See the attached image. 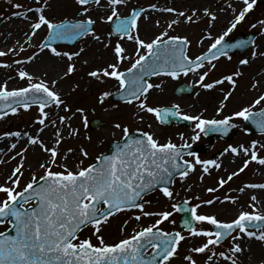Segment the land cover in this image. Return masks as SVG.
<instances>
[{"label":"snow or ice","instance_id":"snow-or-ice-1","mask_svg":"<svg viewBox=\"0 0 264 264\" xmlns=\"http://www.w3.org/2000/svg\"><path fill=\"white\" fill-rule=\"evenodd\" d=\"M128 2L129 0H72L75 15L79 18L64 17L59 20L46 14L52 8L50 0H36L38 6L35 7L21 3L13 5L18 11H13L11 15L28 20V31L23 37L24 42L18 39L12 46L0 49V68L14 70L15 76L27 83L9 88L8 83L12 77L0 82V119L10 113L17 114L36 106L38 115L35 121L41 126H50L53 133L51 146L39 134H30L28 131L0 133V139L16 138L8 146L9 153L14 152V155L8 156V160L18 159L5 181L0 183V225L7 224L15 233L8 234V228L0 231V264H172L177 257L181 258L182 264H241L239 254L245 251V238L249 242L248 250L253 240L264 244V211L258 208V205L264 206V196L260 195L264 193V182H244L237 187V192L244 194L248 191L250 195L247 200L248 208L241 206L234 218L222 220L214 213L200 211L202 207L208 208L214 203L239 202L237 195L225 194L221 201L215 193L242 174L251 162L264 166V155H261L264 152V142L259 139H251L247 143H229L219 152V158L230 154L234 158L242 156L243 160L235 171L227 172L226 177L219 176L215 186L204 189L211 198L189 196L182 204L171 205L173 211L185 213L181 230H165L162 224L172 217L173 211H147L146 206L150 201L144 197L158 190L164 197L172 200L174 192L171 186L177 178L183 182L200 168L199 178L203 181L204 175L210 174V169L223 167L222 159H205L190 151L192 144L185 139L183 132L178 133L182 143L174 142L171 137L161 142L155 133L139 128L136 131L140 135L132 136L129 126L117 121L113 127L121 130V143L116 144L110 155L101 153L95 157L94 162L86 166L81 159L70 168L67 161L76 149L67 147L63 152V159H60V146L66 138L65 130L69 138L76 137L79 130L72 127L71 116L54 114L48 109L54 107L62 108L65 113L71 111V105L56 90V86L60 79L76 72L74 59H79L85 48L62 51L55 42L84 37L103 43V47L110 49L112 54V59L105 61L103 66L97 65L87 71V77L100 83L114 79L121 99L128 104L136 103L138 119L143 120L140 113L146 112L161 124L168 123L171 118L190 121L193 124L190 137L192 141H198L202 134L227 135L238 126L233 122L234 118L251 121L264 134V107L255 110L256 106L264 104V92H260L238 110L223 115L226 102L237 86L236 78L241 75L240 69L208 81L221 58L229 61L232 59V49L251 46L250 57H264V51L260 50L254 38L234 42L226 39L250 14L257 0H223L224 7L194 5L186 10H179L175 6L158 8L156 3H150L147 8L132 7L128 14L121 15L119 9L127 6ZM148 9L168 13L175 18L163 26L164 30L146 40L139 35V19ZM92 11L97 12L96 18L90 14ZM220 13L227 14V19L223 30L214 35L212 29L220 19ZM143 18L150 17L144 15ZM97 19L101 22H113L107 37L114 33L118 35L119 39L114 45L111 42L104 43L107 38L97 30ZM200 22L205 24V28L195 43L203 45L205 41L211 42L199 54L190 55L193 39L187 35H171L169 31L181 23L191 25ZM155 24L162 27L160 20H156ZM257 26L260 34L264 35V19L251 25L252 28ZM41 30H45L46 34L30 55L11 62L5 59L23 53L25 45ZM124 39L134 42L132 53L122 45L121 41ZM45 51L50 57L67 59L62 76L50 79L47 78V71L42 76H37L27 70L25 66L38 60ZM126 61L130 65L123 67ZM249 63V56L239 59L240 66ZM82 64L88 65L89 60H83ZM162 74L171 78L192 74L193 83L205 91L228 83L232 90L220 88L222 99L215 108V112L222 118L206 117L202 113L189 114L183 112L179 104L171 107L150 105V90L161 85L151 83L148 78ZM258 84V81L254 82L252 88L256 89ZM78 87L75 84L73 90ZM112 94L107 90L101 91L98 100L103 103ZM76 112L82 114L87 125V118L83 116L85 109L77 108ZM66 121L69 123L66 124ZM43 130L41 127L37 132ZM244 131L248 132L249 129L244 128ZM21 137L27 140L23 147H19ZM18 147L19 151H16ZM30 147L39 148L44 154L43 162L38 163L43 174L37 175L33 171L31 178L20 187ZM79 153L82 157L89 156L83 145L79 146ZM57 167L60 170H56ZM231 192L232 189L229 188V193ZM193 199L198 202L191 203ZM124 212H132V215L123 221L121 233L127 230L133 219L140 221L142 217L158 218L147 226L133 228L130 234L122 238L107 240L103 235L105 225L110 218ZM204 224L208 227H204ZM88 229L90 235L82 237V233ZM196 238L201 239L186 249L187 254L181 256L179 249L182 242ZM197 254L204 257L202 262L196 259ZM259 264H264V259Z\"/></svg>","mask_w":264,"mask_h":264},{"label":"rangeland","instance_id":"rangeland-1","mask_svg":"<svg viewBox=\"0 0 264 264\" xmlns=\"http://www.w3.org/2000/svg\"><path fill=\"white\" fill-rule=\"evenodd\" d=\"M16 3H21L29 7L38 6L36 0H11V3L9 2V0H0V16L4 17L11 11H18V9H15L13 7V5ZM150 3H156L160 8L175 6L179 10H186L190 6H194V5H198V6L212 5L213 8H216L217 5H219L220 7L224 6L223 0H129L128 5L122 6L119 11L121 15H125L128 14V12L132 7L147 8V5ZM154 12L155 11L148 9V11L145 14H143L142 17L139 19V35L143 39L148 40L152 38L155 34H158L160 31L164 30L163 26H166V23L169 20L175 18L174 15H170L168 13H164L161 11H158L159 13H157V16L151 15V13ZM47 15H49L51 18L56 20L62 19L64 17H68L70 19L76 18L74 14L67 11L66 0H55V5L53 6V9L50 12H48ZM144 15L150 18L145 19L143 18ZM93 18H96V16H93ZM261 19H264V0H257V3L254 6V8L251 10L250 14L246 17V19L243 22H241L237 26V28L229 35L228 38L229 39L235 38L240 34H247L249 31H255L257 33L255 40L257 44L260 46V50L264 51V35L260 34L259 26H257V28L251 27L252 24H255L258 20ZM156 20L161 21L162 27L156 26L155 24ZM100 22L101 21L97 19V23H96L97 30L101 29L103 31L105 37L107 38L106 43L111 42V44L114 45L115 41L119 39V37H114V36L107 37V33L109 32L110 22H101V23ZM225 22L226 20L220 25H217V23H215V27L212 29L214 35L219 34L223 30L225 26ZM204 28H205V24L203 22L191 24V25L181 23L178 26H175L174 29L170 30L169 34L189 36L194 41L189 54L190 55L199 54V52L205 50L207 44L211 42V41H205L203 45H199L195 43V40L198 38L199 34L203 31ZM45 34L46 31L42 35V38L44 37ZM38 42L35 45L36 47L33 48L32 50L30 51L25 50L23 53H19L17 56L14 57L10 56L5 59H8L9 62H11V60L21 58L22 56L30 55L33 50L37 49ZM91 42L92 39L90 37H84L79 39L72 46H66V45H56V46L62 51H77L82 46L85 47L87 44ZM15 43L16 42H14V44ZM121 43L126 49H128L129 53L133 52V49L135 47L134 42L124 39L121 41ZM251 50L252 49L250 47L244 53L231 55L232 59L230 61L225 58H221L217 63V67L215 71L212 72L210 77L208 78V81L210 82L211 79L219 78L222 75H227L235 71L236 69H240L241 71V75L236 78L237 86L234 89L230 100L226 102V107L223 109V115H229L232 111L238 110L240 106L249 103L260 92H264V57H256V58L250 57L249 54ZM104 51L111 52L110 49H105V48ZM48 56L49 58L52 59L54 63H57L60 60L54 57H50V54ZM245 56H249L250 63L246 66H240L239 59ZM65 59L62 60L64 62L63 70H66V66L68 63V61H65ZM85 59L90 60V56L84 55V56H80L79 59L74 60L77 70L74 74L67 77L66 78L67 80L74 78L75 75L77 76L80 75L82 78L85 76L87 77L86 73L87 71L91 70L92 66L89 64L88 65L82 64V61ZM111 59L112 56L109 59H107V61H110ZM129 65L130 62L126 61L123 67H128ZM13 73L14 70L12 69L0 68V77L3 78V81L8 80L10 76L14 75ZM34 73L37 76L43 75V72H40L38 70H36V72L34 70ZM193 79L194 77L192 76V74H189L188 76H184L181 74L177 78H171L166 75L151 78L150 79L151 83L160 84L161 87L150 90V94L148 95V103L152 106H169L173 104H179L181 110L189 114L202 113L206 117L215 116L216 118H222L220 114H217L215 112V108L219 106V100L222 99L220 88H224L225 90H232L231 86L228 83H225L223 85L218 86L214 90L205 91L200 89L199 86L195 85L193 83ZM86 80L88 82L85 85L81 86V88H79L76 92H72L71 95L66 97L62 96L64 99L67 98L65 99L66 102L71 105L70 112L65 113L62 108L61 109H55L54 107L50 108L51 112H56L60 115L71 116L72 119L70 123L72 127L79 130L78 135L76 137H71V138L67 136V131H66L65 133L66 138L60 146V153H61L60 159H63V152L64 150H66L67 147H73L74 149H76L75 153L72 156H70L67 161L70 168L73 167V165L77 164L81 159H83L85 166L88 163L94 162V159L97 156V154L107 150L108 143L110 141L120 139L122 136L121 130L113 127L114 123L117 121L121 122L122 124H127L130 128V131L136 130L138 128L151 131L155 133V135L159 138L161 142H165L168 137H171L174 142L182 143V141L178 136V133L183 132L185 134V139L188 140L189 143H191L193 146L200 147L199 155L201 156V158H205V159H208L212 154L216 152L218 153L222 151L223 148L226 147L227 144L229 143L231 144L247 143L251 139H259L262 142H264V134L245 132L244 130L241 129H236L233 137L230 139L222 140L216 137L212 142L210 139H208L207 137H205V135L202 134L201 138L198 141H192L190 139L193 130L192 122L190 125L187 126H176L174 124H171L169 126H161L159 125L158 121L155 119V117L152 114L146 112L140 113V115L143 116V120H140L137 118L136 115L138 108L135 102H133L132 104L119 103L111 99L112 95L105 98L103 103H101L98 100V95L101 91L107 90L112 93L117 91L118 86L114 79H107L105 83H100L96 80H90L88 78ZM256 81L259 82L258 87L256 89H253L252 84ZM26 83L27 81H21L19 79L17 87L24 86ZM61 83L64 85V81L61 80L57 84L56 89L62 88ZM180 83H185L193 86L194 90L192 94L187 96L176 97L173 94V89L175 88L176 85ZM71 86H73V83H71ZM88 105L93 109H87L83 113V116L87 118V125H85L82 114L76 112V109ZM261 107H264V104L256 106L255 110H258ZM73 113H75V115H73ZM36 115H38L36 106H33L28 111L21 110L17 114L10 113L7 117L0 119V133L4 131L22 130V131H28L30 134H34L37 131V128L40 126L35 121ZM93 118H97L99 120L104 121V124L98 126L96 129L90 128L89 122ZM67 122L69 123V121ZM233 122L235 124L244 125V121L242 118H234ZM149 125H151L150 128ZM89 137L91 139H89ZM49 143L51 146V140ZM81 145H83L89 152L88 157H82L80 155L79 146ZM38 151L40 152V150ZM261 155H264V152H262ZM215 158H219V155L216 156ZM219 159H222V161H224V163L227 164L230 163L234 159V157H232L230 154H226L224 157ZM38 163L39 162L37 161L35 167L34 168L32 167L31 169H26V165L24 164V176L21 181L20 187H23V184L26 183L31 178V173L33 171H35L37 175L43 174V170L39 169ZM256 164L257 162H251L248 168L242 174L235 177L222 190H219L217 193H215V195L220 198H223V195L231 194L229 193V188L233 190L236 186L244 182H253V183L260 182L261 180L260 178L253 177ZM15 165L16 163L13 165V167ZM224 167L225 166H223L221 169H215V168L210 169V174L204 175V177L207 179L208 182L199 181L200 180L199 176L201 173L200 168H197V170L191 173L183 182H181L177 178L176 182L172 185V190L174 192L173 199L169 200L161 194L159 195L157 193H154L149 198L152 205H150L147 209L151 210V212L154 211L159 212L162 210L173 211L171 205L173 203L176 204H178V202L180 203L186 197L200 196L201 198H205V199L211 198L210 194L205 192L204 189L207 187L215 186L218 177L221 175V173L218 174L217 172L222 171L223 173ZM235 167L236 166H231L229 170H227V172L233 171ZM56 170H60V169L57 167ZM4 181H5L4 179H0V183ZM196 202L198 201H196L195 199L191 201V203H196ZM221 206H225L221 212H217L218 209L217 208L214 209L215 207L212 208L202 207L200 211L214 213L220 219L227 220L234 218V215L241 206L248 208L247 201H244L237 206H235V204H232L230 202H227L226 204H222ZM230 208L232 210V214L228 215L226 211L227 209L230 210ZM263 208L264 206H261L262 210L260 211H264ZM129 216H131V214L125 212V213L117 214L116 216L110 218L109 223L105 225L103 229V235L106 237L107 240L113 241L118 238H122L124 235L130 233L131 228H127V230L124 233L120 232V227L123 224V221L125 219H128ZM152 217L149 221L143 222L142 225L154 223L155 219L158 218L154 216ZM177 220H179V214L173 211L172 217L168 221L164 222L162 224V227L168 231L172 230L173 228L176 229ZM173 221H175V223H173ZM131 223L132 221H130V224L128 226H132ZM4 227H5L4 225H0V231H2ZM138 227L139 226L135 225L134 228H138ZM204 227H208V225L204 224ZM89 231L90 229L85 230L82 233V237L88 236ZM200 239L201 238H196V240H186L182 242V245L179 249L181 256L187 254L186 249L191 247L194 243H198ZM196 259L199 262H202L204 257L197 254ZM172 264H182L181 258L177 257L172 261Z\"/></svg>","mask_w":264,"mask_h":264},{"label":"bare ground","instance_id":"bare-ground-1","mask_svg":"<svg viewBox=\"0 0 264 264\" xmlns=\"http://www.w3.org/2000/svg\"><path fill=\"white\" fill-rule=\"evenodd\" d=\"M50 2L52 3V8H51V10H52L53 6L55 5V0H50ZM66 2H67V11L75 15V9L72 5V0H66ZM221 7H224V6H221ZM158 8H160V7H158ZM51 10H49L48 12H50ZM12 12L13 11L8 13L4 17L0 16V49H4L6 47L12 46L14 44V42H16L18 39L21 42H24L23 37L25 36V34L28 31V20L23 19V18L13 17L11 15ZM155 12L151 13V15L157 16V13H159V12L158 11H155ZM90 14L97 17L96 11H92ZM76 18H79V17H76ZM226 19H227V14L220 13V19L218 21H216L217 25L222 24ZM98 31L105 37V35L101 29H99ZM44 33H45V30H41L38 33V35L30 43L26 44L25 45L26 50L30 51L33 48H35L36 43L38 41H40V39L42 38V35ZM104 43H106V40L104 41ZM82 47L85 48V51L82 53L81 56L89 55L90 56L89 65H91L92 67L97 66V65L103 66L104 62L107 61V59H109L112 56L111 52L104 51L103 43H100V42H95L92 40L91 43L87 44L85 47L84 46H82ZM48 55H49V53L47 51H45L43 56H41L38 60L27 64L25 67L27 68L28 71L32 72L34 75H36L34 73V70H35V72H36V70H38V71L43 72V73L45 71H47L48 77L51 79H56L59 76H62V73L64 71L63 70L64 62L62 60H59V62L54 63L52 61V59L49 58ZM65 61H67V60L65 59ZM13 74L14 75L10 76L12 78L9 80V83H8L9 88L17 87V85H18L19 79L15 76V73H13ZM83 78L80 75H78V76L75 75L74 78H72V79H68V80L66 78L60 79L59 82L61 80H63L64 85L61 83L62 88H58L56 90L61 92L62 96H65V97L69 96V95H71L72 92H76L79 88H81V86L85 85L88 82L86 80L88 77L85 76ZM0 82H3L2 77H0ZM71 83H73V86L75 84H78L79 87L76 88L75 90H73V86H71ZM65 99H67V98H65ZM82 108H84L85 111L87 109H93L89 105L88 106H82ZM48 111H50V109H48ZM52 113L55 114L56 112H52ZM53 118H55V117L53 116ZM67 123L68 122L66 121V124ZM76 125H77V123H76ZM41 127H43L44 130L42 132H39V133L36 131L34 134H39L41 136V138L45 141V143H49L51 140L53 129L50 126L44 127V126L40 125L37 128V130ZM65 133H66V130H65ZM15 139L16 138L0 139V149L3 150V151H0V179L5 180L7 174L10 173L13 165L15 163H17V161H18V159L17 160H11V161L8 160L9 155H14V152L9 153L8 146L12 142H14ZM19 140H20L19 147H23L25 145V143L27 142L25 137H21V138H19ZM49 146H50V143H49ZM19 147L16 149V151H19ZM38 150H39V148H33V147L29 148V152L27 153V159L25 162L26 169H31L32 167L34 168L35 165L37 164V161L38 162L43 161L44 154L39 152ZM242 160H243V157L241 156V157H235L230 163H227V164H225L223 161V166H225L224 172L222 173V171L221 172L218 171L217 173L218 174L221 173L220 176L226 177L227 170H229V168L231 166H236L233 170V171H235L237 168H239L241 166ZM253 177L260 178L261 179L260 182H264V166H261L257 163L255 171L253 173ZM199 181H201V180H199ZM203 181L208 182L205 177H204ZM242 184H239L238 186H242ZM199 186H201V185H199ZM238 186H236L231 192L232 195L239 196V202L237 204H235V206L239 205L240 203H242L244 201H247L249 198V195H250V192H248V191H246L244 194L237 192L236 189ZM260 195L264 196V193H260ZM221 201H222V198H221ZM226 203L227 202L214 203L211 207H208V208L215 207L214 209H216V208L218 209L217 212H221L224 209V207L226 206V205L225 206H221V205L226 204ZM258 208H259V210H262L260 205H258ZM226 213H228V215H231L232 214L231 208H230V210L227 209ZM248 245H249V242L247 241V238H245V241H244L245 251L242 254H239V259L241 261V264H259V261L261 259H264V244H262L259 241L253 240L250 243V250H248Z\"/></svg>","mask_w":264,"mask_h":264},{"label":"water","instance_id":"water-1","mask_svg":"<svg viewBox=\"0 0 264 264\" xmlns=\"http://www.w3.org/2000/svg\"><path fill=\"white\" fill-rule=\"evenodd\" d=\"M253 38V34H251V35H249L247 38H245L244 40H250V39H252ZM75 40H70V41H65V42H67V43H70V42H74ZM247 47V46H246ZM246 47H244V48H236V49H232L230 52H234V51H241V50H243V49H245ZM191 91V88L190 87H188V86H185V85H182V86H180L176 91H175V93L176 94H178V95H180L181 93H189ZM116 97L117 98H121L118 94L116 95ZM173 118H171L170 119V121L172 120ZM175 119H177V121H179V123H180V121H183V120H181V119H178V118H175ZM169 121V122H170ZM251 122V121H250ZM98 124V121H95V122H93V123H91V126L94 128V127H96V125ZM252 125V124H251ZM253 126V125H252ZM251 126V127H252ZM254 130H256V131H258V129L256 128V125L254 124V126L252 127ZM213 134L214 133H209V135H211V136H213ZM130 135H132V136H139V134L138 133H135V132H133V133H130ZM117 143H121V141L120 142H113L112 144H111V151H110V153H109V155L111 154V152L112 151H114L115 150V146H116V144ZM190 151H195V149H190ZM8 234H9V232H8Z\"/></svg>","mask_w":264,"mask_h":264}]
</instances>
